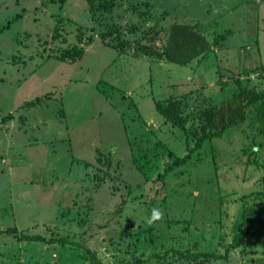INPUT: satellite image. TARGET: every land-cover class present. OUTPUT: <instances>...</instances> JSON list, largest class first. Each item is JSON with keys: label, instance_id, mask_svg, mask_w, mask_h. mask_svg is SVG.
I'll list each match as a JSON object with an SVG mask.
<instances>
[{"label": "rangeland", "instance_id": "obj_1", "mask_svg": "<svg viewBox=\"0 0 264 264\" xmlns=\"http://www.w3.org/2000/svg\"><path fill=\"white\" fill-rule=\"evenodd\" d=\"M111 1L104 11L98 0H0V264H96L88 250L102 264H264L258 225L230 248L264 190L251 108L155 181L169 151L195 144L204 110L242 86L264 90V0ZM174 23L206 37L204 60L182 67L138 49L162 48ZM73 47L84 53L62 61ZM169 98L184 132L155 110ZM153 208L163 219L148 226Z\"/></svg>", "mask_w": 264, "mask_h": 264}, {"label": "trees", "instance_id": "obj_2", "mask_svg": "<svg viewBox=\"0 0 264 264\" xmlns=\"http://www.w3.org/2000/svg\"><path fill=\"white\" fill-rule=\"evenodd\" d=\"M113 6L114 3L111 0H98L97 8L101 10L110 11ZM107 35H109V33H103L101 37ZM91 39L90 37L89 40L91 41ZM153 41L151 45H139L138 43V49L141 50L145 56H154L163 62L176 64L182 67L190 65L194 60H197V63L204 60L212 48L210 42L199 30L194 26L183 23H174L170 26L166 43L162 48H157L153 44ZM83 53V49L73 47L63 52L59 58L62 61L68 60L73 63L79 59ZM262 69L264 70L263 66L261 67V70ZM244 73L246 77L252 75V71H244ZM241 81L250 83L249 79H242ZM233 99L217 108L210 107L201 113L199 119L201 122L199 128L200 136L198 137V133H195L198 137L195 144L190 147L187 153L182 157L175 156L172 151H169L168 155L172 158V161L166 163L163 172L157 175L155 181L164 183L172 172L178 168L184 167L192 159L193 154L199 151L205 143L211 142L215 138L222 137L226 130L236 128L244 123L247 119L246 115L249 108L252 109L253 120L258 123L261 127L260 132L264 134V90L262 92H256L252 87L247 88L242 86L239 93L235 96L233 95ZM39 101L40 100H37V102ZM179 106L180 104L177 100L169 98L164 102L157 101L155 103V110L158 114L165 117L173 126L184 132L186 130L187 119L180 114ZM253 163L257 164L255 161ZM261 165L264 166V164ZM180 173L183 174V171H180ZM256 199V204L250 207L244 205L245 212L243 214V222L237 230L236 235L233 237L230 248L244 247V239L250 233L253 225H258L264 230V190L259 192ZM7 232L8 234L16 233L15 230L10 231V229L7 230ZM261 236L264 238V233H261ZM19 239L26 241H42L45 243H65L64 239L45 240L38 235H20ZM261 240L264 241V239ZM87 252L90 254V258L93 262L102 264L94 252L90 250ZM179 254L184 259L205 257L218 260L223 258L221 255H214L211 253H199L191 256Z\"/></svg>", "mask_w": 264, "mask_h": 264}, {"label": "clouds", "instance_id": "obj_3", "mask_svg": "<svg viewBox=\"0 0 264 264\" xmlns=\"http://www.w3.org/2000/svg\"><path fill=\"white\" fill-rule=\"evenodd\" d=\"M163 219V212L160 209L153 208L152 215L146 218V224L152 226L155 222Z\"/></svg>", "mask_w": 264, "mask_h": 264}, {"label": "built area", "instance_id": "obj_4", "mask_svg": "<svg viewBox=\"0 0 264 264\" xmlns=\"http://www.w3.org/2000/svg\"><path fill=\"white\" fill-rule=\"evenodd\" d=\"M255 76L254 75H251V76H248V77H243V78H241V79H245V80H250V81H252V80H255Z\"/></svg>", "mask_w": 264, "mask_h": 264}, {"label": "crops", "instance_id": "obj_5", "mask_svg": "<svg viewBox=\"0 0 264 264\" xmlns=\"http://www.w3.org/2000/svg\"><path fill=\"white\" fill-rule=\"evenodd\" d=\"M263 66V65H262ZM264 67V66H263Z\"/></svg>", "mask_w": 264, "mask_h": 264}]
</instances>
